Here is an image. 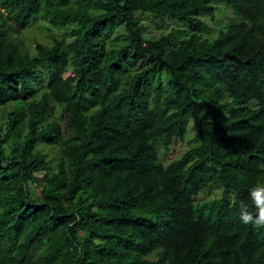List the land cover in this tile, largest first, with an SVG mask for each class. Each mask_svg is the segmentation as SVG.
<instances>
[{"label":"trees","instance_id":"obj_1","mask_svg":"<svg viewBox=\"0 0 264 264\" xmlns=\"http://www.w3.org/2000/svg\"><path fill=\"white\" fill-rule=\"evenodd\" d=\"M0 109V264H264V0H0Z\"/></svg>","mask_w":264,"mask_h":264},{"label":"rangeland","instance_id":"obj_2","mask_svg":"<svg viewBox=\"0 0 264 264\" xmlns=\"http://www.w3.org/2000/svg\"><path fill=\"white\" fill-rule=\"evenodd\" d=\"M203 21L206 24L207 31L209 34H213L220 27L225 26L228 22L233 20V16L231 12L227 8L217 7L216 14L213 19H210L209 16L203 15ZM145 25L148 26L147 35L151 37H158L161 34H166L169 32L171 28H177V24L172 22L171 20H166L164 23L157 27V21L151 19L150 17L145 16ZM24 45L30 52H33L36 43H44L49 42V34L44 29V27L39 26L38 24L33 25L31 28L27 29L20 36ZM5 109H0V122L3 123ZM186 143H175L168 154H165L163 151H160L159 154L165 160L166 163L173 161L179 155H181L186 150ZM50 152L54 158L58 154V149L56 147H52ZM220 195V191L215 188H209L201 192L197 199L200 201H209L210 199L216 198Z\"/></svg>","mask_w":264,"mask_h":264},{"label":"clouds","instance_id":"obj_3","mask_svg":"<svg viewBox=\"0 0 264 264\" xmlns=\"http://www.w3.org/2000/svg\"><path fill=\"white\" fill-rule=\"evenodd\" d=\"M251 208L244 200L239 201V219L244 224H251L264 229V186L254 185L249 191Z\"/></svg>","mask_w":264,"mask_h":264}]
</instances>
